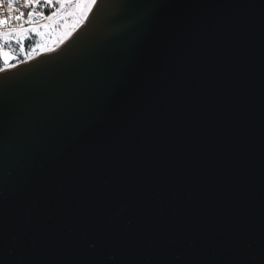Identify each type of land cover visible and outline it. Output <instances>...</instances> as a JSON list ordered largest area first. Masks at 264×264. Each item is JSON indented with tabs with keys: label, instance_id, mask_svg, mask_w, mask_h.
I'll return each mask as SVG.
<instances>
[{
	"label": "water",
	"instance_id": "1",
	"mask_svg": "<svg viewBox=\"0 0 264 264\" xmlns=\"http://www.w3.org/2000/svg\"><path fill=\"white\" fill-rule=\"evenodd\" d=\"M0 264H264V0H97L1 72Z\"/></svg>",
	"mask_w": 264,
	"mask_h": 264
},
{
	"label": "snow or ice",
	"instance_id": "2",
	"mask_svg": "<svg viewBox=\"0 0 264 264\" xmlns=\"http://www.w3.org/2000/svg\"><path fill=\"white\" fill-rule=\"evenodd\" d=\"M41 3L48 7L58 5V8L52 15L43 17L40 12ZM96 3L97 0H0V72L16 66L10 63L16 57L10 51L5 50L6 45L15 40L23 52L25 40L34 33L40 40L36 47L28 53V58L38 51L52 52L88 19ZM40 18L50 23L39 25L37 20ZM68 19H71L72 23L62 24L58 40L46 39L52 35L51 29L57 22Z\"/></svg>",
	"mask_w": 264,
	"mask_h": 264
},
{
	"label": "built area",
	"instance_id": "3",
	"mask_svg": "<svg viewBox=\"0 0 264 264\" xmlns=\"http://www.w3.org/2000/svg\"><path fill=\"white\" fill-rule=\"evenodd\" d=\"M45 6L46 5L41 3L40 12L42 13L43 17H47V16L52 15V13L55 12L58 8V5H57V6L53 7V10L51 11L50 14H46L44 11ZM37 24H39V25L49 24V21L46 19L40 18L37 20ZM41 30H43V29H41ZM38 41H39V39L34 33L30 34L29 39L25 40V42H24V51L23 52H21L20 46L15 42V40H13L11 43L6 45L5 50L10 51L14 56L17 57V60L12 62V64L16 65L15 67H17V66L23 65L25 63H28V62L34 60L35 58H37L41 55L46 54L45 52L38 51L36 54L32 55L31 58H28V53L31 51V49L36 47ZM15 67H13V68H15ZM13 68H11V69H13ZM11 69H9V70H11Z\"/></svg>",
	"mask_w": 264,
	"mask_h": 264
},
{
	"label": "rangeland",
	"instance_id": "4",
	"mask_svg": "<svg viewBox=\"0 0 264 264\" xmlns=\"http://www.w3.org/2000/svg\"><path fill=\"white\" fill-rule=\"evenodd\" d=\"M85 22V21H84ZM50 23V22H49ZM63 23H67V24H71L72 23V20L71 19H68L66 21H63V22H57L51 29V32H52V35H50L49 37H47L46 39L50 40V41H56L59 39V34L61 33L62 31V24ZM77 29V28H76ZM75 29V30H76ZM41 31H44L41 30ZM74 32V31H73ZM38 39L40 40V38L38 37ZM57 48V47H56ZM55 48V49H56ZM42 52H45V51H42ZM46 54L50 53V52H45Z\"/></svg>",
	"mask_w": 264,
	"mask_h": 264
},
{
	"label": "trees",
	"instance_id": "5",
	"mask_svg": "<svg viewBox=\"0 0 264 264\" xmlns=\"http://www.w3.org/2000/svg\"><path fill=\"white\" fill-rule=\"evenodd\" d=\"M52 10H53V7H48V6L44 7V11L46 14H50Z\"/></svg>",
	"mask_w": 264,
	"mask_h": 264
}]
</instances>
